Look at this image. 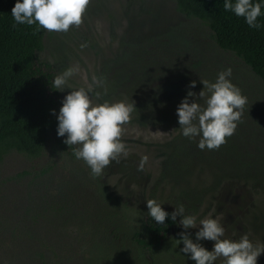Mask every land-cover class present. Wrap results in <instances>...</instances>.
Wrapping results in <instances>:
<instances>
[{
    "label": "rangeland",
    "instance_id": "374dc122",
    "mask_svg": "<svg viewBox=\"0 0 264 264\" xmlns=\"http://www.w3.org/2000/svg\"><path fill=\"white\" fill-rule=\"evenodd\" d=\"M41 57L58 74L78 63L102 77L107 93L94 102L148 100L150 116L171 119L142 126L131 112L121 137L129 154L101 176L51 147L37 160L9 156L0 166V264L28 262L34 227L37 242L51 244L62 264H195L175 240L186 231L196 242L198 229H182L180 216L156 252L133 243L150 199L171 211L183 205L197 222L215 209L223 238L247 234L254 246L264 245V83L219 49L206 26L180 15L176 0H90L79 27L48 31ZM229 68L228 79L247 102L226 143L201 150L199 137L181 135L177 106L189 91L196 93L189 102L204 106L201 80L215 82ZM68 84L78 88L82 80L76 75ZM70 91H61L63 98ZM199 243L211 250L214 242ZM257 264H264V252Z\"/></svg>",
    "mask_w": 264,
    "mask_h": 264
},
{
    "label": "clouds",
    "instance_id": "9594fccd",
    "mask_svg": "<svg viewBox=\"0 0 264 264\" xmlns=\"http://www.w3.org/2000/svg\"><path fill=\"white\" fill-rule=\"evenodd\" d=\"M90 0H16L11 9L13 26L37 25L49 32L66 33L70 27H79ZM226 12L242 17L249 28L259 30L258 18L264 16V0H223ZM83 47V46H82ZM79 75L82 86L72 88L68 81ZM231 69L218 73L215 82L201 80L203 90L200 98H205V105L196 100L189 102V97L196 93L189 91L176 109L181 135L188 139L199 137L197 147L201 150L218 149L226 143V138L234 134L247 98L241 94L228 77ZM195 81L190 87H195ZM55 90L71 91L64 96L57 112L52 110L57 120L56 134L64 137L63 142L75 146L74 156L83 160L93 176L103 175V170L111 161L128 156V149L121 137L124 125L128 123L134 104L124 101L94 102L107 93L105 80L95 74L82 70L80 65L73 64L57 74L53 81ZM205 89L207 92H205ZM163 203L155 199L146 201L148 216L157 224L163 225L166 217L176 222L184 230L198 229L195 241L186 231L179 233L177 244L182 243L180 252L188 256L195 264H214L222 258V264H257L258 257L264 252V245L254 246L247 234L239 240L226 239L225 230L220 223V216L199 219L193 214H185L183 205L176 207L169 214L162 208ZM212 241L211 250L203 247L199 241Z\"/></svg>",
    "mask_w": 264,
    "mask_h": 264
},
{
    "label": "trees",
    "instance_id": "16d2710c",
    "mask_svg": "<svg viewBox=\"0 0 264 264\" xmlns=\"http://www.w3.org/2000/svg\"><path fill=\"white\" fill-rule=\"evenodd\" d=\"M15 2L0 0V166L13 154L40 159L48 147L77 161L75 146L66 145L64 137L56 134L57 120L52 110L59 111L63 95L53 84L58 74L55 65L41 57L48 31L37 25L14 27L11 9ZM176 10L186 19L206 26L219 49L239 58L264 83V16L258 18L261 28L256 30L249 28L242 17L226 12L223 0H176ZM149 108L148 100L134 105L136 123L148 126L171 119L157 113L150 116ZM147 212L146 206L142 230L133 235L132 241L142 251L154 253L177 226V218L173 222L166 217L160 225ZM28 238L26 264H62L51 244L37 242L35 227Z\"/></svg>",
    "mask_w": 264,
    "mask_h": 264
}]
</instances>
